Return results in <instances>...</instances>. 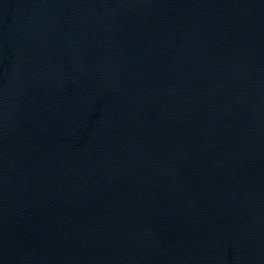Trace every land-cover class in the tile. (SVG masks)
Here are the masks:
<instances>
[{
  "label": "water",
  "instance_id": "obj_1",
  "mask_svg": "<svg viewBox=\"0 0 264 264\" xmlns=\"http://www.w3.org/2000/svg\"><path fill=\"white\" fill-rule=\"evenodd\" d=\"M0 264H264V35L0 144Z\"/></svg>",
  "mask_w": 264,
  "mask_h": 264
}]
</instances>
